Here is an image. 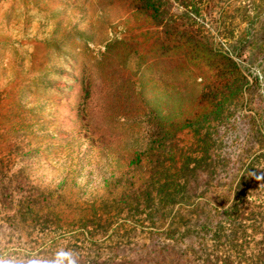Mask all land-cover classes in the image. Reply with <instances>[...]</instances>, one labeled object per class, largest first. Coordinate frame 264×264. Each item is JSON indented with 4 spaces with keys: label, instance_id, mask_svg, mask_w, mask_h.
<instances>
[{
    "label": "trees",
    "instance_id": "16d2710c",
    "mask_svg": "<svg viewBox=\"0 0 264 264\" xmlns=\"http://www.w3.org/2000/svg\"><path fill=\"white\" fill-rule=\"evenodd\" d=\"M172 1L130 3L165 55L149 77L172 86L198 71L193 112L174 120L145 102L143 119L123 123L146 122L145 136L109 168L101 195L72 174L36 181L33 118L0 129V264H264V0H227L219 12L221 0H176L178 23ZM23 235L29 248L5 254Z\"/></svg>",
    "mask_w": 264,
    "mask_h": 264
},
{
    "label": "rangeland",
    "instance_id": "374dc122",
    "mask_svg": "<svg viewBox=\"0 0 264 264\" xmlns=\"http://www.w3.org/2000/svg\"><path fill=\"white\" fill-rule=\"evenodd\" d=\"M169 4L178 23L181 3ZM230 6L221 0L215 11ZM157 37L153 21L130 0L0 1V129L13 123L18 129L29 118L37 122V182L53 185L72 174L86 195H101L109 168L119 171L116 160L129 154L134 138L145 136L146 122L136 131L123 126L136 112L143 119L145 102L155 101L174 120L193 112L201 91L197 70L185 68L172 86L149 77L157 62L166 61ZM177 137L191 139L187 131ZM20 241L5 254L29 248L26 236Z\"/></svg>",
    "mask_w": 264,
    "mask_h": 264
}]
</instances>
